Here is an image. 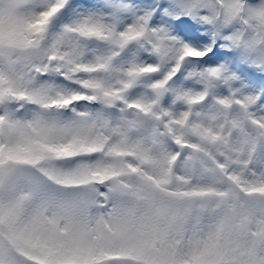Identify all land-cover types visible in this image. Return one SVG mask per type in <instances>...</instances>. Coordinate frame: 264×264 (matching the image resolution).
<instances>
[{
  "label": "snow or ice",
  "instance_id": "snow-or-ice-1",
  "mask_svg": "<svg viewBox=\"0 0 264 264\" xmlns=\"http://www.w3.org/2000/svg\"><path fill=\"white\" fill-rule=\"evenodd\" d=\"M0 264H264V0H0Z\"/></svg>",
  "mask_w": 264,
  "mask_h": 264
}]
</instances>
